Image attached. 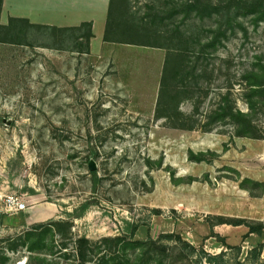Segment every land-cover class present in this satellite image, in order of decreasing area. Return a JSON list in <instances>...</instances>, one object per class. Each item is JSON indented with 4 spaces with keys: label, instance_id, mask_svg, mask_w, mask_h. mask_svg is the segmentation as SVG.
Instances as JSON below:
<instances>
[{
    "label": "rangeland",
    "instance_id": "rangeland-1",
    "mask_svg": "<svg viewBox=\"0 0 264 264\" xmlns=\"http://www.w3.org/2000/svg\"><path fill=\"white\" fill-rule=\"evenodd\" d=\"M192 1L118 0L114 10L116 24L162 12L152 40L187 51V68L197 69L163 118L155 114L161 78L168 95L175 88L172 66L164 73L168 49L104 48L94 57L63 44L64 32L41 29L22 44L0 43V264H74L77 238L114 236L152 240L149 256L160 264H214L200 249L222 253L224 264H264V229L233 225L264 224V193L254 184H264V108L253 113L259 138L234 136L227 122L201 127L224 95L250 112L242 76L264 64V19L238 15L240 26L223 25L225 35L206 47L226 17L184 19ZM196 109L198 126L188 130L180 114ZM12 195L24 210L7 211ZM57 220L68 222L64 236L46 234V246L29 251L20 236ZM62 242L67 258L49 254Z\"/></svg>",
    "mask_w": 264,
    "mask_h": 264
},
{
    "label": "trees",
    "instance_id": "trees-1",
    "mask_svg": "<svg viewBox=\"0 0 264 264\" xmlns=\"http://www.w3.org/2000/svg\"><path fill=\"white\" fill-rule=\"evenodd\" d=\"M2 1L0 0V14L2 9ZM239 1V0H238ZM118 0H111L110 7L108 10L106 28L104 32V41L115 42V43H126L140 46H150L168 49V55L164 61V73L167 72L169 66H172V72L170 74L171 79L175 85L173 93L170 95L166 92L167 81L161 78L160 87L155 104V114L157 118L167 117L165 109L168 102L176 101V94L180 87L189 89L192 85L190 79L195 78L194 67L191 69L187 68V51L181 54L180 50L176 48H167L160 44L157 39L152 40L151 28L157 27L164 22L167 18L165 15L160 13H154L152 15H145L144 18L138 22L130 20L128 22L116 24L114 17V10ZM185 15L184 19L190 17V14L194 13L199 18L212 17L216 14H221L224 11L225 21L220 22L216 35L214 38L206 44V47H214L215 42L220 35H225L226 30L222 32V26L224 25L227 29H234V25L240 26L237 18L238 15H252L255 20L259 21L264 19V0H250L249 2L235 3V0H229L223 4H215L211 1L204 2L203 0H194L185 4ZM175 14L172 13V15ZM170 16V15H169ZM35 26L29 23L27 20L10 18L7 25L0 23V43H15L22 44V37L29 35V30ZM65 31H73L68 29ZM176 31H172V35ZM82 41L78 43L79 36L74 37V46L77 53L89 54V40L93 36L91 31V23L82 24ZM155 38V37H153ZM202 48V52L204 53ZM215 49V48H211ZM172 52V53H171ZM171 56L175 59L171 60ZM187 57V58H186ZM166 70V72H165ZM163 77V76H162ZM245 81L246 90L244 92V99L250 112H242L235 108L232 100L229 99V95L221 97V102L217 107L206 114L204 119L206 120L201 126L203 130L210 131L211 127L220 122H227L232 125L234 129V136L238 137H252L259 138L257 134V125L254 123L253 113L257 109V105L264 108V64H260L258 68L247 71L242 76ZM197 109L189 115L180 114V119L183 121L182 125L188 130H194L198 126V118L195 117ZM92 177L96 179L97 172L91 171ZM255 185L261 186V193H264V184L261 182H254ZM68 222L65 220L51 221L48 223L34 224L32 228L26 231L20 236L23 244L26 245L29 251L35 249H43L46 244L44 243V236L50 233H58L60 236H64L62 227ZM246 225L248 227V233L260 234L264 229V224H250L245 220H236L233 225ZM59 236V237H60ZM162 237H176V239L182 242L180 236L173 234H165ZM152 240L141 241V240H127L123 236L114 237H103L96 242H92L86 237H79L74 242L75 259L74 264H150L148 259L154 260L157 264L161 263V260L156 255L149 256L151 251H155L154 247L151 246ZM187 245V244H186ZM49 247V254L55 255L57 253L60 258H67L68 253L65 251L68 249V245L64 242L60 245L58 252H53L52 247ZM193 252L197 251L192 245L189 246ZM262 249L261 245L253 248L256 251V255L259 254ZM131 251V252H129ZM200 251L206 256L209 262L214 264H224L223 254L211 255L205 252L203 249ZM130 253V254H129ZM148 258H145V255ZM133 255V256H132ZM134 257V258H132ZM53 264V263H52ZM54 264H59L56 262Z\"/></svg>",
    "mask_w": 264,
    "mask_h": 264
},
{
    "label": "crops",
    "instance_id": "crops-1",
    "mask_svg": "<svg viewBox=\"0 0 264 264\" xmlns=\"http://www.w3.org/2000/svg\"><path fill=\"white\" fill-rule=\"evenodd\" d=\"M111 0H3L0 23L7 25L10 18L27 20L35 27L64 32L60 41L74 45V37L82 38V24L91 23L93 36L89 40V55L101 57L104 48H140L144 46L104 41ZM72 29L73 31H65ZM70 48V47H69ZM75 48V47H74ZM157 48V47H156Z\"/></svg>",
    "mask_w": 264,
    "mask_h": 264
},
{
    "label": "built area",
    "instance_id": "built-area-1",
    "mask_svg": "<svg viewBox=\"0 0 264 264\" xmlns=\"http://www.w3.org/2000/svg\"><path fill=\"white\" fill-rule=\"evenodd\" d=\"M5 206L7 211H19L26 208V203L22 200H19L16 196H7L5 200Z\"/></svg>",
    "mask_w": 264,
    "mask_h": 264
}]
</instances>
